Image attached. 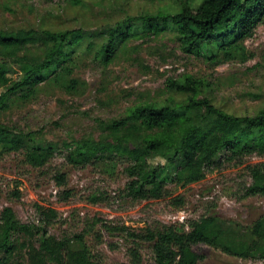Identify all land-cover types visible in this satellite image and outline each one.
<instances>
[{"label":"trees","instance_id":"1","mask_svg":"<svg viewBox=\"0 0 264 264\" xmlns=\"http://www.w3.org/2000/svg\"><path fill=\"white\" fill-rule=\"evenodd\" d=\"M70 1L79 4L84 0ZM171 1L175 12L159 10L128 16L109 27L107 40L96 56L108 65L139 31L158 36L172 30L188 54L221 61L247 59L244 42L264 23V0ZM82 40V29L0 27V109L7 107L15 94L30 99L49 79L71 94L85 89L86 81L74 76L72 58ZM15 68L20 76L10 74ZM203 86V80L193 75L169 78L166 87L175 94H186L185 100L170 96L163 103L135 104L123 116L99 119V135L64 141L62 145L46 140L41 130L17 129L0 121V153H21L34 168L46 166L61 146L66 149L68 163L75 166L103 159L124 160L128 197L137 201L168 197L169 183L187 187L203 180L207 168L223 155L264 154V106L251 115L231 113L201 96ZM157 159L163 162H155ZM247 167L252 178L249 194H264V161ZM55 178L59 185L67 182L64 172ZM14 194L22 196L19 190ZM171 202L182 207L185 198L178 195ZM55 212L49 210L50 214ZM102 227L132 242L128 248L130 262L117 264H200L204 255L195 247L202 244L243 259L264 258V217L244 230L227 227L214 215L141 230L103 220ZM98 239L102 240L100 234ZM73 240L78 247L71 245ZM142 243L151 245L152 258L147 262L141 254ZM0 264L104 263L83 233L58 238L47 226L23 222L12 207L5 206L0 212Z\"/></svg>","mask_w":264,"mask_h":264},{"label":"rangeland","instance_id":"2","mask_svg":"<svg viewBox=\"0 0 264 264\" xmlns=\"http://www.w3.org/2000/svg\"><path fill=\"white\" fill-rule=\"evenodd\" d=\"M159 10L175 12L176 7L171 0H84L79 4L70 0H0V27L82 29L83 40L72 58L74 76L86 81L78 94L64 91L50 79L41 83L30 99L15 94L8 106L0 109V121L17 129L41 130L46 140L62 145L99 135V119L123 116L135 104L163 103L170 96L185 100L186 94L170 92L166 84L169 78L186 75L203 80L201 96L228 112L251 115L264 106V23L245 40V61L188 54L172 30L158 36L139 31L108 65L96 56L107 40L109 27L128 16ZM10 74L20 76V71L15 68ZM260 161L264 154L259 152L242 157L223 155L207 168L203 180L187 187L169 183L168 197L137 201L125 192L124 160L103 159L75 166L68 163L66 149L61 146L46 166L34 168L21 153H0V212L10 206L20 220L47 226L58 238L83 233L104 264L130 262V238L106 231L102 220L141 230L214 215L227 227L247 229L264 217V194L248 191L252 178L247 165ZM60 172L66 175L64 185L55 178ZM16 190L21 192L20 198L14 194ZM178 195L185 198L182 207L171 202ZM50 209L56 212L50 214ZM71 245L78 247L79 243L73 240ZM195 248L204 255L200 264H264L263 257L243 259L203 244ZM141 254L144 261L151 260L149 243H142Z\"/></svg>","mask_w":264,"mask_h":264}]
</instances>
